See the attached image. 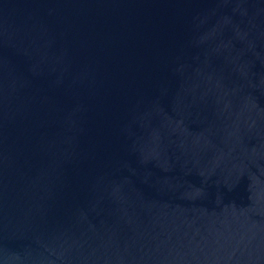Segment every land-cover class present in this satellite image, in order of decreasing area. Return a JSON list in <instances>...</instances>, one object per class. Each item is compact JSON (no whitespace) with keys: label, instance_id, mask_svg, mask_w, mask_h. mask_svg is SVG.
<instances>
[{"label":"water","instance_id":"water-1","mask_svg":"<svg viewBox=\"0 0 264 264\" xmlns=\"http://www.w3.org/2000/svg\"><path fill=\"white\" fill-rule=\"evenodd\" d=\"M0 264H264V0H0Z\"/></svg>","mask_w":264,"mask_h":264}]
</instances>
